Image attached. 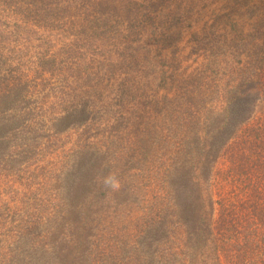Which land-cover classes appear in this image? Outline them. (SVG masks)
Returning <instances> with one entry per match:
<instances>
[{
  "label": "trees",
  "instance_id": "trees-1",
  "mask_svg": "<svg viewBox=\"0 0 264 264\" xmlns=\"http://www.w3.org/2000/svg\"><path fill=\"white\" fill-rule=\"evenodd\" d=\"M114 4L0 0V176L27 190L0 206V264H264V128L237 135L264 92L259 26L205 25L179 79L190 11L134 1L124 32ZM220 156L249 173L251 205L214 200Z\"/></svg>",
  "mask_w": 264,
  "mask_h": 264
},
{
  "label": "rangeland",
  "instance_id": "rangeland-1",
  "mask_svg": "<svg viewBox=\"0 0 264 264\" xmlns=\"http://www.w3.org/2000/svg\"><path fill=\"white\" fill-rule=\"evenodd\" d=\"M115 8L111 16V20L120 25V31L126 29L128 18H132L133 8L132 2H138L142 4H154L157 9L163 13L168 11L175 12L177 8L181 10L190 11V28L184 30L181 40L176 45V61L178 65V77L184 78L197 69L204 61L200 53H195L200 48L190 42L193 35L202 36L204 32V26H210L214 22L219 24V16L223 14H230L231 18L237 25V28L244 33L253 32V26L257 23L260 36H264V0H114ZM125 6H128L129 11L125 10ZM219 30L216 33L218 37L215 39L219 44L221 43V35L223 34L222 26L217 27ZM206 30V29H205ZM47 40L52 42L56 47L69 44V40L62 38L59 34L49 31H40ZM228 36V35H227ZM209 39V35H208ZM27 40V41H26ZM17 48L22 49L25 44H35V41L31 37L22 36L20 38ZM3 48L5 44L2 45ZM202 46V45H201ZM204 48V47H203ZM4 50V49H3ZM32 53V50L30 51ZM153 56V55H151ZM155 56V55H154ZM169 57V56H168ZM155 87V86H154ZM153 89V87H152ZM167 91L161 90L160 93L165 94ZM151 93V92H150ZM264 128V92L260 95V98L255 104L254 110L251 116L240 126L237 135L244 136L248 129L252 128ZM78 140V131H72L65 138L67 142L66 148L74 145ZM248 176L249 173L245 171L237 170L235 167L231 170V165L225 156H220L213 163V173L211 176V189L213 192V198L215 201L221 199L225 200L227 204L239 205L244 203L251 205L253 202L248 191ZM251 178H255L253 175ZM9 180V181H8ZM11 181V182H10ZM255 180L251 182V185L255 184ZM11 191H19L24 193L27 190L19 185L14 180L4 178L0 176V206L9 202V196ZM248 213L249 207L245 209ZM218 206L215 204L212 207L211 219L213 222L218 217ZM244 211V210H240ZM241 213L239 215L247 214ZM240 218V216H239ZM241 221V220H239Z\"/></svg>",
  "mask_w": 264,
  "mask_h": 264
},
{
  "label": "clouds",
  "instance_id": "clouds-1",
  "mask_svg": "<svg viewBox=\"0 0 264 264\" xmlns=\"http://www.w3.org/2000/svg\"><path fill=\"white\" fill-rule=\"evenodd\" d=\"M104 184H105L106 186H108V187L113 188V189L119 187V183H118V181L115 179V177H111V176L105 178V180H104Z\"/></svg>",
  "mask_w": 264,
  "mask_h": 264
}]
</instances>
